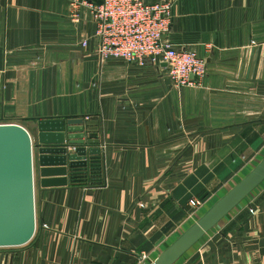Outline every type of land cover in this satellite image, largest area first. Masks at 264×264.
<instances>
[{
    "label": "crops",
    "instance_id": "crops-1",
    "mask_svg": "<svg viewBox=\"0 0 264 264\" xmlns=\"http://www.w3.org/2000/svg\"><path fill=\"white\" fill-rule=\"evenodd\" d=\"M170 2L164 37L205 62L193 86L99 61L86 7L0 0V122L35 143L37 119L80 116L100 160L99 183L41 186L32 147L34 231L0 264L150 261L264 155V0ZM244 261L264 264V176L170 264Z\"/></svg>",
    "mask_w": 264,
    "mask_h": 264
},
{
    "label": "water",
    "instance_id": "water-1",
    "mask_svg": "<svg viewBox=\"0 0 264 264\" xmlns=\"http://www.w3.org/2000/svg\"><path fill=\"white\" fill-rule=\"evenodd\" d=\"M36 129L32 143L22 125L0 122V247L23 244L34 231L32 147L41 186L61 185L85 175L98 151L93 146L97 143L94 132L80 116L39 118ZM68 145L71 151L65 152ZM263 176L264 155L152 260L142 264L173 262Z\"/></svg>",
    "mask_w": 264,
    "mask_h": 264
},
{
    "label": "built area",
    "instance_id": "built-area-1",
    "mask_svg": "<svg viewBox=\"0 0 264 264\" xmlns=\"http://www.w3.org/2000/svg\"><path fill=\"white\" fill-rule=\"evenodd\" d=\"M71 18L86 7L94 23L95 54L99 61L112 58L143 65L164 62L174 87L193 86L205 72V62L189 47H177L164 33L170 20V0H66ZM81 46L86 43L83 37ZM197 207L201 200L189 198ZM145 254L139 256L143 261ZM221 264H250L231 262Z\"/></svg>",
    "mask_w": 264,
    "mask_h": 264
},
{
    "label": "trees",
    "instance_id": "trees-1",
    "mask_svg": "<svg viewBox=\"0 0 264 264\" xmlns=\"http://www.w3.org/2000/svg\"><path fill=\"white\" fill-rule=\"evenodd\" d=\"M99 164H100L99 155L95 154L92 165L88 167V169L86 170V174L82 175L81 177H84V179L85 178L88 179L90 183H99L100 182ZM81 177L79 176V177L73 178L72 180H80Z\"/></svg>",
    "mask_w": 264,
    "mask_h": 264
}]
</instances>
